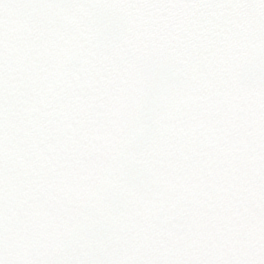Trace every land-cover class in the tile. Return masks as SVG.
<instances>
[{
  "label": "snow or ice",
  "instance_id": "1",
  "mask_svg": "<svg viewBox=\"0 0 264 264\" xmlns=\"http://www.w3.org/2000/svg\"><path fill=\"white\" fill-rule=\"evenodd\" d=\"M0 264H264V0H0Z\"/></svg>",
  "mask_w": 264,
  "mask_h": 264
}]
</instances>
